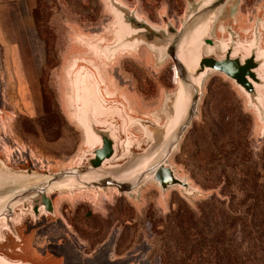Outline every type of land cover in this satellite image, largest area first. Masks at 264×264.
I'll return each instance as SVG.
<instances>
[{
    "label": "rangeland",
    "instance_id": "1",
    "mask_svg": "<svg viewBox=\"0 0 264 264\" xmlns=\"http://www.w3.org/2000/svg\"><path fill=\"white\" fill-rule=\"evenodd\" d=\"M118 1L156 28L169 22L178 30L188 0ZM255 28L264 47V0H236L214 37L225 40L232 29L247 43ZM119 29L107 0H0V155L6 162L30 161L38 170L75 163L85 148L83 130L75 120L73 82L80 68L93 73L107 102L120 104L127 118L161 121L165 95L176 87L173 63L145 45L110 50ZM212 96L223 107H208L206 99ZM206 117L216 120L223 137L243 135L258 160L264 123L222 74L206 78L191 128ZM191 128L170 162L199 196L186 198L178 187L162 192L154 183L144 186L137 198L115 188L56 195L55 216L37 226L32 255L41 259L53 247L63 249L64 264H159L151 250L155 230L170 209L185 201L206 212L203 201L211 195L229 200L222 187L226 177L214 173L209 151L189 134ZM127 131L142 134L135 124ZM212 181L219 182L211 186Z\"/></svg>",
    "mask_w": 264,
    "mask_h": 264
},
{
    "label": "water",
    "instance_id": "2",
    "mask_svg": "<svg viewBox=\"0 0 264 264\" xmlns=\"http://www.w3.org/2000/svg\"><path fill=\"white\" fill-rule=\"evenodd\" d=\"M120 29L110 50L145 45L161 59H171L175 89L165 95L159 123L127 118L118 103L109 104L99 81L83 68L73 82L75 120L83 130L85 148L74 164L59 170H38L30 161L17 165L0 155V264H64L63 249L50 247L41 259L32 255L37 226L55 216L54 196L83 190L115 188L137 198L148 183L164 192L178 187L186 198L199 196L180 177L170 159L198 114L203 85L212 73L224 75L246 96L264 123V47L258 28L244 43L235 31L215 38L218 24L236 0H188L180 29L171 23L156 28L118 0H107ZM2 110L0 108V114ZM138 125L140 136L128 135Z\"/></svg>",
    "mask_w": 264,
    "mask_h": 264
},
{
    "label": "trees",
    "instance_id": "3",
    "mask_svg": "<svg viewBox=\"0 0 264 264\" xmlns=\"http://www.w3.org/2000/svg\"><path fill=\"white\" fill-rule=\"evenodd\" d=\"M206 100L222 106L215 96ZM205 119L189 134L206 146L214 173L226 177L229 200L211 195L206 212L177 203L155 230L151 255L159 264H264V147L257 160L243 135L223 137L216 120Z\"/></svg>",
    "mask_w": 264,
    "mask_h": 264
},
{
    "label": "bare ground",
    "instance_id": "4",
    "mask_svg": "<svg viewBox=\"0 0 264 264\" xmlns=\"http://www.w3.org/2000/svg\"><path fill=\"white\" fill-rule=\"evenodd\" d=\"M175 78H176V75H175Z\"/></svg>",
    "mask_w": 264,
    "mask_h": 264
}]
</instances>
